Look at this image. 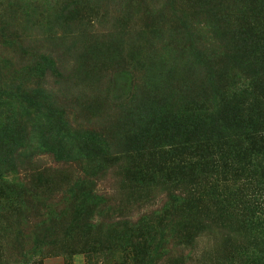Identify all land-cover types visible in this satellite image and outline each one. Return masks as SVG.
<instances>
[{
	"label": "rangeland",
	"instance_id": "obj_1",
	"mask_svg": "<svg viewBox=\"0 0 264 264\" xmlns=\"http://www.w3.org/2000/svg\"><path fill=\"white\" fill-rule=\"evenodd\" d=\"M0 264H264V0H0Z\"/></svg>",
	"mask_w": 264,
	"mask_h": 264
},
{
	"label": "trees",
	"instance_id": "obj_2",
	"mask_svg": "<svg viewBox=\"0 0 264 264\" xmlns=\"http://www.w3.org/2000/svg\"><path fill=\"white\" fill-rule=\"evenodd\" d=\"M28 102L31 103V100L28 99ZM55 122H57V121H55ZM60 133H68V130L65 129V128L62 129V130L60 129V130H58L57 134H60ZM66 138H70V136H66ZM61 150H62V147L59 150L51 149V150H49L50 151L49 153L52 152V154L54 153V155H57L58 156V159H62ZM87 152H88V158H91L92 156L96 155V153L90 152V150H88V149H87ZM66 157H67V155H66Z\"/></svg>",
	"mask_w": 264,
	"mask_h": 264
}]
</instances>
